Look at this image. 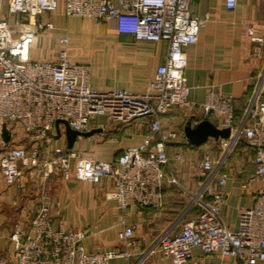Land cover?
Returning a JSON list of instances; mask_svg holds the SVG:
<instances>
[{"label":"built area","instance_id":"obj_1","mask_svg":"<svg viewBox=\"0 0 264 264\" xmlns=\"http://www.w3.org/2000/svg\"><path fill=\"white\" fill-rule=\"evenodd\" d=\"M61 1L67 16L97 22L114 20L119 31L131 32L137 39L168 41L165 61L144 90L92 86L91 65L70 57L67 34L58 38L54 57H32L37 35L46 27H54L38 16L57 10ZM225 3L228 9H235L238 0ZM190 5L191 0H10V12L22 17H0V129L6 121L12 132L7 146L0 137V170L5 182L15 184L29 168H36L45 178L57 170L65 178L74 174L94 183L108 177L113 185L106 198L123 211L132 205L162 210L168 183L170 194L182 197L185 204L148 248L138 249L136 225L123 222L118 245L90 250L85 244V229L54 226L51 199L43 192L41 206L30 222L18 219L14 224L12 256L0 257V264H114L118 257L126 264H144L147 256L156 252L170 264H222L195 262V249L222 258L236 257L241 264L264 260V67L242 114L236 112L233 95L228 92L212 91L204 102L191 101V86L185 75L186 49L197 42L200 27L210 15L194 14ZM247 33L260 55L263 32L249 25ZM172 106L198 108L205 117L218 118L219 127L231 130L228 137L217 139L220 154L216 158L208 153L191 160V175L199 181L196 188L184 183L172 169L173 161L180 160L182 154L170 156L169 143L187 137L185 129H165L162 125V113ZM103 114L113 124L148 117L149 133L112 159L85 155L58 142L66 139L63 126L61 136H57L58 119L87 132L93 129L94 119ZM202 119L194 117L192 124ZM18 129L23 134L14 141ZM243 141L251 150L255 171L242 185L252 188L254 198L240 209L238 222L232 226L222 210L228 199L223 189L228 174L223 169Z\"/></svg>","mask_w":264,"mask_h":264},{"label":"crops","instance_id":"obj_2","mask_svg":"<svg viewBox=\"0 0 264 264\" xmlns=\"http://www.w3.org/2000/svg\"><path fill=\"white\" fill-rule=\"evenodd\" d=\"M190 9L194 14L209 13L210 16L200 27L197 42L186 49L185 75L191 86L189 99L200 103L206 101L212 91L228 92L233 95L236 112L242 114L264 67V44L262 53L257 54L255 43L247 33V27L253 25L264 34V0H238L235 9H228L225 0H191ZM0 17L18 20L22 15L10 12V0H0ZM38 18L45 23L52 22L54 27H46L37 35L32 57H54L59 48L58 38L67 34L71 39L70 57L91 65L90 82L94 87L142 91L156 75L168 52L167 40L137 39L131 32L119 31L114 20L97 22L89 17L67 16L63 1L57 10L44 11ZM198 116L219 125L218 118L205 117L198 108L181 106L168 108L162 113L161 120L165 129H185ZM149 122L148 117H140L128 123L113 124L103 114L94 119V133L79 135L73 147H68L67 139H59L58 142L85 155L112 159L127 146L140 143L149 133ZM22 134L18 129L14 141ZM1 146L0 139V151ZM178 153L182 158L173 161L172 169L184 183L196 188L199 181L191 175V160L208 153L216 158L220 148L213 137L200 145L192 144L186 137L180 142L169 143L170 156ZM251 156L250 148L243 141L223 169L228 174V181L223 186L228 199L222 210L227 223L232 226L238 222L240 209L250 205L254 198L252 188L242 185L255 171ZM166 171L169 172V168ZM112 185L113 180L108 177L94 183L78 179L74 174L65 178L60 170L45 178L36 168L26 169L15 184L8 185L0 170V257L9 259L12 256L10 236L14 224L18 219L30 222L41 206L43 192L51 199L54 226L82 227L87 232L85 244L90 250L98 246L118 245V231L123 222L136 225L138 249L148 248L180 214L184 200L170 194L168 183L164 189L165 206L157 211L140 209L135 205L125 211L120 210L113 200L106 198V191ZM199 261L241 264L236 257L222 258L215 253L195 249V262ZM114 264H126V261L118 257ZM144 264H170V260L156 252L149 254ZM258 264H264V260Z\"/></svg>","mask_w":264,"mask_h":264},{"label":"water","instance_id":"obj_3","mask_svg":"<svg viewBox=\"0 0 264 264\" xmlns=\"http://www.w3.org/2000/svg\"><path fill=\"white\" fill-rule=\"evenodd\" d=\"M61 126H63L68 147H73L75 141L77 140L79 135L88 136L94 133L95 129H92L87 132H82L77 129H74L69 125V123L65 119H58L56 121V129L57 136L60 137L62 130ZM186 135L189 141L192 144L200 145L207 141L209 138H220V137H228L230 135L229 127H219L215 122L208 118L202 119L200 122L192 125L188 123L185 127ZM12 132L10 127L8 126L6 121L1 123L0 129V137L3 141V145L7 146L11 141Z\"/></svg>","mask_w":264,"mask_h":264},{"label":"trees","instance_id":"obj_4","mask_svg":"<svg viewBox=\"0 0 264 264\" xmlns=\"http://www.w3.org/2000/svg\"><path fill=\"white\" fill-rule=\"evenodd\" d=\"M166 184H167V183H166ZM165 187H166V185H165ZM169 187H171L170 184H169ZM182 204H183V205H182V207H181V210L183 209L185 203L183 202ZM180 212H181V211H180ZM192 214H193V213H191L190 215H192ZM190 215H189V216H190Z\"/></svg>","mask_w":264,"mask_h":264},{"label":"rangeland","instance_id":"obj_5","mask_svg":"<svg viewBox=\"0 0 264 264\" xmlns=\"http://www.w3.org/2000/svg\"><path fill=\"white\" fill-rule=\"evenodd\" d=\"M178 197V196H177ZM179 198H181L182 200H184L182 197H179ZM185 201V200H184ZM184 201H182V203L184 202Z\"/></svg>","mask_w":264,"mask_h":264}]
</instances>
